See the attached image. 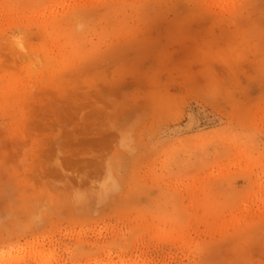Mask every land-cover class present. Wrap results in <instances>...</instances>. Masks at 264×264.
Wrapping results in <instances>:
<instances>
[{
  "label": "rangeland",
  "instance_id": "obj_1",
  "mask_svg": "<svg viewBox=\"0 0 264 264\" xmlns=\"http://www.w3.org/2000/svg\"><path fill=\"white\" fill-rule=\"evenodd\" d=\"M0 264H264V0H0Z\"/></svg>",
  "mask_w": 264,
  "mask_h": 264
}]
</instances>
